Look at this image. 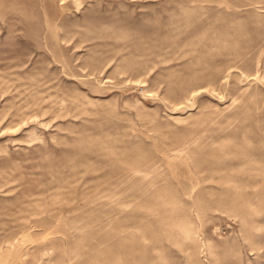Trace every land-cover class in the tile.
Instances as JSON below:
<instances>
[{
    "label": "rangeland",
    "instance_id": "obj_1",
    "mask_svg": "<svg viewBox=\"0 0 264 264\" xmlns=\"http://www.w3.org/2000/svg\"><path fill=\"white\" fill-rule=\"evenodd\" d=\"M0 264H264V0H0Z\"/></svg>",
    "mask_w": 264,
    "mask_h": 264
},
{
    "label": "bare ground",
    "instance_id": "obj_2",
    "mask_svg": "<svg viewBox=\"0 0 264 264\" xmlns=\"http://www.w3.org/2000/svg\"><path fill=\"white\" fill-rule=\"evenodd\" d=\"M241 81V80H240Z\"/></svg>",
    "mask_w": 264,
    "mask_h": 264
}]
</instances>
